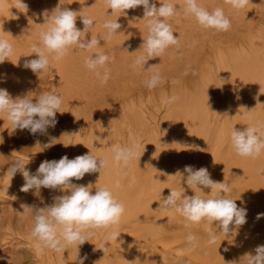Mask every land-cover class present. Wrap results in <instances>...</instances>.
Listing matches in <instances>:
<instances>
[{
    "label": "bare ground",
    "instance_id": "1",
    "mask_svg": "<svg viewBox=\"0 0 264 264\" xmlns=\"http://www.w3.org/2000/svg\"><path fill=\"white\" fill-rule=\"evenodd\" d=\"M23 2L27 10L17 8V0H0V38L13 46L8 61L0 64V88L13 98L30 92L31 99L51 89L62 98V105L58 123L43 135L14 131L6 113L0 114V203L2 199L11 203L10 207L0 205V264H79L85 256L84 264H244L246 253L255 254L254 249L264 245V217L257 219L258 213H264V152L256 159L237 155L230 132L247 126L264 132V0H249L242 10L232 8L228 0H198L209 12L223 10L231 22L226 31L203 28L194 16L185 15L184 0H169L180 10L166 21L179 36V45L170 46L145 65H158L163 77L154 89L144 84L150 73L132 67L148 34L143 6L107 17L112 10L104 0ZM151 2L159 7L163 0ZM57 6L93 19L94 28L85 38L100 39L98 50L110 57L105 65L106 83L84 65L94 51L73 48L60 61L50 59L39 76L23 67L25 60L36 58L31 45L42 47L39 33L46 25H38L44 23L41 13ZM106 18L118 19L122 25L111 41L103 39ZM76 23L82 30V21L78 18ZM54 70L55 75L49 73ZM53 75L57 86L49 82ZM171 96L178 99L165 105L163 101ZM149 103L157 116L149 112ZM66 132L77 134L62 135ZM52 137L58 139L56 144L44 147ZM132 144L139 145V152L125 167L113 158V150ZM88 152L106 159L108 167L101 175L86 174L73 183L107 187L125 205L116 226L120 236L112 240L111 229L100 228L83 245H70L62 252L38 250L31 236L32 213L21 205L45 207L64 193L43 188L39 194L22 192V175L11 177L8 166L23 159L26 164L30 161L26 168L35 173L46 159L59 160L64 155L73 159ZM185 165L206 167L214 181L225 182L231 189L226 195L238 207L247 208V223L229 236L218 233L216 243L210 245L206 222L193 224L173 209L166 211L161 196L166 197L171 188L182 186L185 195L195 194L180 175H166ZM203 190L210 194V189ZM14 233L23 237L28 252L5 247L16 244ZM189 233L197 238L195 250H189Z\"/></svg>",
    "mask_w": 264,
    "mask_h": 264
},
{
    "label": "clouds",
    "instance_id": "2",
    "mask_svg": "<svg viewBox=\"0 0 264 264\" xmlns=\"http://www.w3.org/2000/svg\"><path fill=\"white\" fill-rule=\"evenodd\" d=\"M104 2L107 9L112 10L110 15L106 14L107 17L116 13L126 15L127 10L143 6V20L146 21L148 34L146 38H143L140 46L143 51L136 57L132 67L142 68L150 73L144 84L149 89L156 88L163 83V77L157 70L158 65H150L147 68L145 65L150 59L164 54L170 46L179 45V36L174 35L171 25L166 21L178 15L180 10L169 0L160 2L159 7L155 2L150 3V0H104ZM228 3L232 8L242 10L248 5L249 0H228ZM16 7L28 9V5L23 0H17ZM184 13L194 16L198 24L206 29L226 31L231 27L230 19L225 16L222 9L216 8L209 12L198 4V0H184ZM41 15L44 23L38 25H46V30L39 33L42 47L36 43L31 45V52L36 58L25 60L23 67L39 76L49 67L50 59L60 61L73 48L94 51V55L85 58L84 65L95 73L102 84L106 83L109 72L105 65L110 57L98 50L100 39L85 38L86 34L94 28L93 19L67 7L58 6L51 12L47 9L43 10ZM78 18L82 21V30L77 27ZM102 26L106 30L103 36L105 41H111L120 33L119 30L122 27L118 19L108 18L104 20ZM124 50L128 52L127 49ZM12 54V44L7 39L0 38V64L8 61V57ZM100 69H104L103 73ZM29 93L13 98L6 89L0 88V114L6 113V119L11 123L14 131L18 129L27 130L32 135L46 134L49 127L54 128L58 123L56 117L57 113L61 114L59 110L62 98L57 94L44 92L37 99H31ZM177 99L171 96L163 103L169 105ZM65 134L71 136L77 133L66 132L62 135ZM57 140L56 137H52L44 147H52ZM230 140L231 147L241 157L256 159L264 152V132H260L258 127L247 126L242 130L233 128L230 132ZM113 151V158L127 167L138 155L139 145L116 147ZM29 163L30 161L26 164L23 159H17L7 168V173L11 177L18 172L22 175L25 182L20 191L27 193L35 190V194H39L41 188H47L64 193L54 196L53 203L45 207L21 205L24 210L32 213L34 225L31 236L37 241L38 250L48 248L62 252L70 245H83L95 234L94 230L100 228L111 229L109 238L117 240L121 233L116 230V226L119 225L125 213V205L116 199L107 187L97 188L92 183L88 185L73 183V180L79 181L86 174L98 172L101 175L108 167L106 159L97 158L91 152L73 159L64 155L59 160L42 161L35 173H31L26 168ZM185 173L186 176H184ZM166 175L173 177L180 175L187 187L196 191H193L195 194L190 196L185 195V188L182 186L179 189L171 188L166 197L161 196L164 209L166 211L173 209L186 222L193 224L206 222L208 244L216 243L218 233L229 236L247 223V208L238 207L236 200L226 195L230 193V187L225 182L214 181L206 167L195 169L193 165H185L183 170L178 169L174 174ZM203 189H210V194L206 195ZM21 215H25V212L23 211ZM262 217L264 213L257 214V219ZM186 241L189 250H195L199 246L196 236L191 233L186 236ZM102 250L105 254L107 247L104 246ZM254 253L249 252L244 255V264H264V245H258ZM86 259V256L81 258L79 264H84ZM228 264H236V261L228 262Z\"/></svg>",
    "mask_w": 264,
    "mask_h": 264
},
{
    "label": "rangeland",
    "instance_id": "3",
    "mask_svg": "<svg viewBox=\"0 0 264 264\" xmlns=\"http://www.w3.org/2000/svg\"><path fill=\"white\" fill-rule=\"evenodd\" d=\"M49 73L50 74H54L55 73V70H54V72L53 71H49ZM55 75V74H54ZM54 75H53V77L52 76H49L48 77V79H49V82H51L54 86H57L58 85V81H57V79H55V77H54ZM49 93H54V94H57V91H52L51 89L48 91ZM58 95V94H57ZM154 107V105L152 106H150V103H149V106H147V108H148V110H149V112L151 113V111H152V114H157L156 113V111H154V109L155 108H153ZM161 112V111H160ZM158 115V114H157ZM156 115V116H157ZM43 190H45L46 192H50L51 190L50 189H47V188H43ZM47 198H49L48 196H47ZM3 200L4 199H2L1 200V203H0V205H4V206H7V207H10V204L11 203H4L3 202ZM16 207H18V206H16ZM13 236V235H12ZM15 236V237H14ZM14 243H16L15 245L13 244V245H6L5 247H9V248H11V247H15V248H17V249H19L20 251H21V253L23 254V253H26V252H28V248H27V245L25 244V240L23 239V237L21 238L20 237V235H18V234H16V233H14ZM23 239V240H22ZM22 240V241H21Z\"/></svg>",
    "mask_w": 264,
    "mask_h": 264
}]
</instances>
